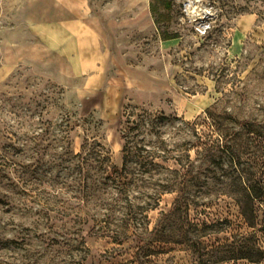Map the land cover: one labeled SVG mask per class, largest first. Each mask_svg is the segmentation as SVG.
Instances as JSON below:
<instances>
[{"label": "rangeland", "instance_id": "rangeland-1", "mask_svg": "<svg viewBox=\"0 0 264 264\" xmlns=\"http://www.w3.org/2000/svg\"><path fill=\"white\" fill-rule=\"evenodd\" d=\"M171 1L153 2L158 31L149 0H88L111 54L98 90L27 62L0 72V264H264V0ZM53 8L0 0V67ZM122 136L132 183L116 188Z\"/></svg>", "mask_w": 264, "mask_h": 264}, {"label": "crops", "instance_id": "crops-1", "mask_svg": "<svg viewBox=\"0 0 264 264\" xmlns=\"http://www.w3.org/2000/svg\"><path fill=\"white\" fill-rule=\"evenodd\" d=\"M52 2L56 17L44 21L27 20L28 27L38 37L39 43L10 48L4 56L0 72L21 61L42 68L48 75L63 73L71 77H83V87L90 91L104 87L111 54L102 45L98 28L100 23L93 15L88 0ZM145 15L147 21V15L151 17L150 11ZM39 47L54 53L60 64L55 68L44 66L43 58L39 57ZM110 90L112 88L107 87L105 93Z\"/></svg>", "mask_w": 264, "mask_h": 264}, {"label": "trees", "instance_id": "trees-1", "mask_svg": "<svg viewBox=\"0 0 264 264\" xmlns=\"http://www.w3.org/2000/svg\"><path fill=\"white\" fill-rule=\"evenodd\" d=\"M154 1H157L159 2L160 5H162L165 9H169L171 8L173 2L171 0H149V10H150V13H151V17L153 19V22H154V25L156 27V29H158L159 31V27H158V20H157V16H156V9L154 7V4L153 2ZM182 9H183V4H182ZM214 14V13H213ZM213 14H211L209 17H210V20L213 21L214 19V16ZM211 27V24L209 25V27L207 28L206 32L205 33H208L209 34V29ZM160 34V39L162 41H166V40H172V39H176L178 38V36L176 34H166L165 32H159ZM208 35L206 36H203L202 39H206ZM163 119H166L164 118L163 116ZM122 139L124 140V145H123V149H122V152H123V160H122V168L121 170H115L114 171V174L115 176L113 178H111L112 180V184L115 185V187H123V186H128L131 182V180H127V177L125 176V174H127V171H126V165L128 164V162L131 160V156H129V153H130V148H129V142L125 139L124 136H122ZM158 153V152H157ZM158 156H155V157H160L161 159H164V156L162 154H157ZM155 158H153L152 160H148L145 156H143L141 158V163L140 164V167H147L148 166V162H149V165H152V166H155V167H160L161 165L158 164L157 162L154 161ZM162 167V166H161ZM141 182H144L143 179H140ZM166 189L168 188H164L162 191H167ZM160 191V190H159ZM159 196L156 197V194H153V195H148L146 196L147 198L149 199H155V204L152 205L150 202H146V204L144 205H138V206H132V205H128L127 208L128 210H126L124 213H122V217L125 218V221L127 220L128 222H131L133 223L134 227H138V216H143L146 220H147V215H146V212L150 209H154L157 205H158V199L160 197V194L161 192H159ZM260 191V189L258 190ZM248 192L247 193V196L249 194V196H253L254 198L256 197L255 195L257 194L256 191L254 190V188H251V187H248ZM126 208V207H125ZM243 214L244 216L246 215L245 213V210L243 211ZM246 217V216H245ZM137 223V225H136Z\"/></svg>", "mask_w": 264, "mask_h": 264}, {"label": "built area", "instance_id": "built-area-1", "mask_svg": "<svg viewBox=\"0 0 264 264\" xmlns=\"http://www.w3.org/2000/svg\"><path fill=\"white\" fill-rule=\"evenodd\" d=\"M186 6H187V4H183L184 12H186ZM210 14H211V12L208 10L207 13L204 14L205 15L204 17L205 18L209 17L208 15H210ZM209 25L210 24L204 25V27L202 29H199L198 31H200L202 34H205V32H206L207 28L209 27Z\"/></svg>", "mask_w": 264, "mask_h": 264}]
</instances>
